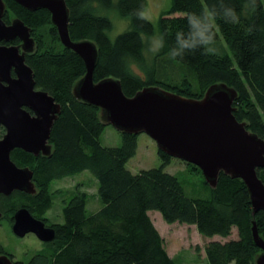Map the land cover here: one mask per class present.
Here are the masks:
<instances>
[{
  "label": "trees",
  "instance_id": "trees-1",
  "mask_svg": "<svg viewBox=\"0 0 264 264\" xmlns=\"http://www.w3.org/2000/svg\"><path fill=\"white\" fill-rule=\"evenodd\" d=\"M3 1L8 9L4 22L8 24L11 12L31 29L35 50L25 61L34 73L36 88L60 105L51 129L49 156L35 157L18 149L11 153L18 167L32 171L36 193L0 195V212L11 224L14 213L26 208L55 233L51 242L42 244L39 252L19 264H177L166 252L149 217L152 211L168 225L194 226L209 240L227 239L236 229L237 239L207 244L206 264H255L261 251L253 242L251 223H256L264 239V213L252 214L243 182L220 174L212 189L198 168L183 162L189 174H198L202 179L201 197L189 196L183 183L165 172L173 159L158 150L159 168L132 174L127 164L136 155L138 135L118 132L119 146H103L100 140L108 125L101 122L99 109L77 101L72 94L74 84L85 74L82 61L63 47L58 53L41 52V44L33 37L35 30L51 24L48 12H29L12 0ZM64 1L69 10L71 40H88L97 48L94 82L118 80L126 97L155 87L196 100L211 86L226 84L237 93L232 105L235 119L264 140V0H256L255 10L245 7L247 0H170L157 27L136 17L141 6L147 9L146 0ZM253 2L248 0L249 6ZM208 6L218 12L233 7L239 16L237 24L217 19L219 54L204 55L197 50L182 59L171 58L175 33L187 31L185 14L200 13ZM111 9L128 21V29L114 39L109 37L112 22L102 14ZM156 33L164 37L165 46L149 64L144 55V37ZM51 34L59 41L53 26ZM84 172L95 180L100 208L89 213L87 195L76 193L67 201L63 199L61 222L51 223L45 215L52 209L56 195L61 194L52 186ZM256 173L264 184V169Z\"/></svg>",
  "mask_w": 264,
  "mask_h": 264
},
{
  "label": "water",
  "instance_id": "water-1",
  "mask_svg": "<svg viewBox=\"0 0 264 264\" xmlns=\"http://www.w3.org/2000/svg\"><path fill=\"white\" fill-rule=\"evenodd\" d=\"M12 1L29 12H48L61 46L78 56L85 68L72 94L77 101L99 109L103 124L122 134L147 135L161 153L198 168L212 189L216 188L220 174L241 180L249 195L252 214L264 213V184L256 173L264 169V140L250 132L246 123L235 119L232 105L237 93L233 88L213 85L198 100L155 87L126 97L118 80L94 82L97 48L88 40H71L69 10L64 0ZM7 11L0 0V127L5 129L0 137V195L6 197L16 191L36 193L32 171L17 167L11 153L18 149L35 157L49 156L51 129L60 114V105L36 88L34 73L26 64L25 56L35 50L31 29L18 18L6 24ZM16 40L20 46L2 45ZM2 218L0 212V221ZM12 220L11 231L17 238L32 234L42 243L54 239V230L45 227L26 208L17 210ZM251 235L261 251L255 264H264V239L254 221ZM0 264L13 263L2 255Z\"/></svg>",
  "mask_w": 264,
  "mask_h": 264
},
{
  "label": "rangeland",
  "instance_id": "rangeland-1",
  "mask_svg": "<svg viewBox=\"0 0 264 264\" xmlns=\"http://www.w3.org/2000/svg\"><path fill=\"white\" fill-rule=\"evenodd\" d=\"M146 2V10L152 16L150 22L157 27L160 15L170 6V0H146ZM102 14L107 16L112 22V29L109 32L110 39H114L128 29V21L121 19L114 9L107 12L102 11ZM14 19L15 16L9 12L7 23L9 24ZM51 27V24L47 23L33 32L36 42L41 44V52L58 53L63 50L57 38L52 36ZM156 38H159L158 33L152 37H144V55L149 64L157 54V52L154 53L152 51L153 41ZM1 135L2 132H0ZM100 141L105 147H117L121 144L120 134L111 126L106 127ZM160 165L156 144L147 135H138V149L136 155L128 162L127 169L132 174H137L142 170L159 168ZM165 172L179 179L189 196L201 197L203 193L201 177L195 173L189 174L182 161L173 159L171 164L165 168ZM52 188L55 192L60 191L61 194L56 195L57 198L54 200L52 209L45 215V218L51 223L61 222L63 199L67 201L73 194L85 193L87 195V211L89 213H94L101 206L97 197L95 180L88 172H84L73 179L56 182ZM149 217L162 238L166 252L177 264H206L205 247L209 242H225L237 239L236 229L232 230L231 236L227 239L217 237L209 240L202 237L194 226L177 223L173 225L166 224L158 212H149ZM11 226L10 220L6 217L0 221V256H2V253L5 255L11 254L15 261L26 262L43 248L42 243L33 235L17 238L13 235Z\"/></svg>",
  "mask_w": 264,
  "mask_h": 264
},
{
  "label": "clouds",
  "instance_id": "clouds-1",
  "mask_svg": "<svg viewBox=\"0 0 264 264\" xmlns=\"http://www.w3.org/2000/svg\"><path fill=\"white\" fill-rule=\"evenodd\" d=\"M252 10L257 7L256 0L249 6L248 0L245 5ZM186 15L187 31H177L174 35V44L171 47V58L179 56L181 59L186 53H194L200 50L204 55H218L217 36L215 32L217 19L237 24L239 16L233 7H227L223 12H218L213 6H208L200 13L188 12ZM137 19L150 22L151 13L143 6L137 10ZM251 31V28L248 29ZM165 46L164 37L156 38L153 41L152 51L159 52Z\"/></svg>",
  "mask_w": 264,
  "mask_h": 264
},
{
  "label": "flooded vegetation",
  "instance_id": "flooded-vegetation-1",
  "mask_svg": "<svg viewBox=\"0 0 264 264\" xmlns=\"http://www.w3.org/2000/svg\"><path fill=\"white\" fill-rule=\"evenodd\" d=\"M16 19V18H15ZM6 23V22H5ZM2 45H6V46H20L21 45V43L19 42V41H14V42H12V43H9V44H4V43H2ZM27 56V55H26ZM26 56H25V58H26ZM10 76H11V78L12 79H14L15 78V75H14V73H13V71H11V74H10ZM0 132H2V135L0 136V137H3V135L5 134V129H4V127H0ZM39 156V155H38ZM38 156H36V157H38ZM41 156V155H40ZM12 160V159H11ZM16 165V164H15ZM17 166V165H16ZM18 167V166H17ZM21 168V167H20ZM33 180V179H32ZM6 197V196H5ZM5 218V216L3 215V218H2V220ZM36 219V218H35ZM12 224H13V220H12ZM45 224V227H47V228H51L50 226H48L47 225V223H44ZM12 227V226H11ZM29 235H32V234H29ZM26 236H28V235H26ZM25 236V237H26ZM34 236V235H33ZM42 243V242H41ZM42 244H45V243H42ZM3 255V254H2ZM5 255V254H4ZM7 256L10 258V260L12 261V263L13 264H19V263H21V262H17V261H15L12 257H13V255H9V254H7Z\"/></svg>",
  "mask_w": 264,
  "mask_h": 264
}]
</instances>
